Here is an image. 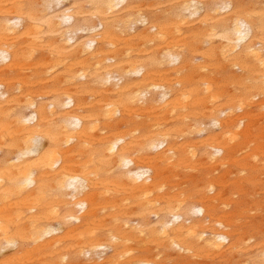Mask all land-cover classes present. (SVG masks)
<instances>
[{"label":"bare ground","instance_id":"obj_1","mask_svg":"<svg viewBox=\"0 0 264 264\" xmlns=\"http://www.w3.org/2000/svg\"><path fill=\"white\" fill-rule=\"evenodd\" d=\"M264 0H0V264H264Z\"/></svg>","mask_w":264,"mask_h":264},{"label":"rangeland","instance_id":"obj_2","mask_svg":"<svg viewBox=\"0 0 264 264\" xmlns=\"http://www.w3.org/2000/svg\"><path fill=\"white\" fill-rule=\"evenodd\" d=\"M262 213H264V211H262ZM263 216H264V214H263Z\"/></svg>","mask_w":264,"mask_h":264}]
</instances>
